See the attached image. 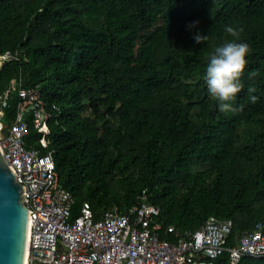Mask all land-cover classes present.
I'll use <instances>...</instances> for the list:
<instances>
[{
	"label": "trees",
	"instance_id": "16d2710c",
	"mask_svg": "<svg viewBox=\"0 0 264 264\" xmlns=\"http://www.w3.org/2000/svg\"><path fill=\"white\" fill-rule=\"evenodd\" d=\"M196 32L207 39L196 43ZM229 40L248 43V64L234 102L243 107L221 113L205 72ZM7 51L22 56L0 67L5 123L31 107L14 86L40 88L49 147L33 128L28 142L54 151L74 216L84 203L97 218L126 212L147 191L164 228L232 220L235 245L264 224V0H0ZM217 264H231L228 254Z\"/></svg>",
	"mask_w": 264,
	"mask_h": 264
},
{
	"label": "built area",
	"instance_id": "2783aa9c",
	"mask_svg": "<svg viewBox=\"0 0 264 264\" xmlns=\"http://www.w3.org/2000/svg\"><path fill=\"white\" fill-rule=\"evenodd\" d=\"M21 56L1 53L0 67ZM17 92L31 107H20L16 119L6 124L0 96V148L16 181L25 187L23 204L30 212L26 264H217L225 254L231 264L247 257L264 259L263 223L242 233L235 245L230 244L232 220L211 217L194 232L164 228L158 222L161 209L149 202L147 191L126 212L114 208L97 218L84 203L74 216L75 200L60 183L54 151L43 153L28 142L33 128L43 133L41 146L49 147L46 136L52 115L41 108V90L19 83ZM28 112L33 114L32 125Z\"/></svg>",
	"mask_w": 264,
	"mask_h": 264
},
{
	"label": "clouds",
	"instance_id": "9594fccd",
	"mask_svg": "<svg viewBox=\"0 0 264 264\" xmlns=\"http://www.w3.org/2000/svg\"><path fill=\"white\" fill-rule=\"evenodd\" d=\"M199 22L193 21L188 25L191 29ZM225 32L236 35V30L229 25L224 28ZM196 43H201L207 37L200 32H196L193 36ZM249 53V45L247 42L229 40L217 46L208 59L205 72V80L208 92L214 97L218 104V110L221 113H235L243 107L236 106L235 100L237 95L244 89L242 82V74L248 64L247 56ZM256 73L250 72L249 77H254ZM255 88H248V99L251 103H255L257 96L252 95Z\"/></svg>",
	"mask_w": 264,
	"mask_h": 264
},
{
	"label": "water",
	"instance_id": "95a60500",
	"mask_svg": "<svg viewBox=\"0 0 264 264\" xmlns=\"http://www.w3.org/2000/svg\"><path fill=\"white\" fill-rule=\"evenodd\" d=\"M25 187L16 181L0 148V264H26L30 212Z\"/></svg>",
	"mask_w": 264,
	"mask_h": 264
},
{
	"label": "rangeland",
	"instance_id": "374dc122",
	"mask_svg": "<svg viewBox=\"0 0 264 264\" xmlns=\"http://www.w3.org/2000/svg\"><path fill=\"white\" fill-rule=\"evenodd\" d=\"M15 86H16V87H15ZM15 86H14V88H16V89H17V85H15Z\"/></svg>",
	"mask_w": 264,
	"mask_h": 264
}]
</instances>
